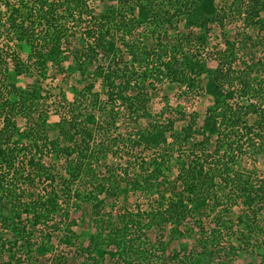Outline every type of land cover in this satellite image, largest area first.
I'll use <instances>...</instances> for the list:
<instances>
[{
    "label": "trees",
    "instance_id": "trees-1",
    "mask_svg": "<svg viewBox=\"0 0 264 264\" xmlns=\"http://www.w3.org/2000/svg\"><path fill=\"white\" fill-rule=\"evenodd\" d=\"M263 14L264 0H0V264H223L241 246L264 264V177L242 172L264 159L260 41L225 37L216 65L205 47L210 24L233 15L259 31ZM50 69L85 82L54 122ZM166 81L211 97L201 125L193 113L177 130L150 111ZM121 116L150 121L105 138ZM125 145L145 152L135 173L108 160ZM137 191L146 203L119 208Z\"/></svg>",
    "mask_w": 264,
    "mask_h": 264
},
{
    "label": "rangeland",
    "instance_id": "rangeland-1",
    "mask_svg": "<svg viewBox=\"0 0 264 264\" xmlns=\"http://www.w3.org/2000/svg\"><path fill=\"white\" fill-rule=\"evenodd\" d=\"M231 0H216V4L218 8H222L223 6L226 7V3H229ZM95 7L97 11L102 10L104 8V4L97 2L95 3ZM264 16V14H263ZM250 33L254 36H256L253 41L249 42L247 46H250V44L253 46V43H256V39L259 42V44L254 45L253 48L256 52L259 53V55L264 58V28L257 31L256 27L254 26H247L245 22L240 20V18L229 15L227 19L223 21V25L220 26L216 23L210 24L206 36H207V43L205 45L206 50H208L212 56L210 59V65H216V61L214 60V52L216 49L219 47L223 46L224 38L226 37L227 39L230 40H238L241 39L242 35H239V33ZM213 53V54H212ZM63 65L66 66L70 62H72V58L68 55L67 57L64 58L63 60ZM54 73V69L49 70L48 78L44 80L43 85H45L44 88L47 87V90L50 91V99L47 100V105L44 106L43 108L46 110H49L48 112V120L49 121H57L59 120V117H57V113L60 111H63L65 117L69 116L68 110L69 105L64 104L61 102V99L63 100V95L65 96V101H72L74 99V90L73 88L75 87V84L79 87L78 89L82 88V86L85 84V82H79L77 79L79 77V74L77 72H74L72 74V77L67 78L66 80H61L62 74ZM99 80H95V90H99ZM182 91H184V86L178 84V83H172V82H164L161 85L157 86V89L152 91L150 94V102H149V108L150 111L154 114H161L159 119L164 120V118H168L170 116H173L175 119L174 127L175 129L179 130L180 127H182L184 124L187 123L188 115L195 113V117L197 120V124L201 125L205 116V112L209 105L212 103V99L209 95L205 94L204 92H190V93H185L182 94ZM186 92V91H185ZM63 94V95H62ZM103 97V96H102ZM49 98V97H47ZM64 101V100H63ZM66 103V102H65ZM64 107V109H63ZM181 113H184L186 117L184 118ZM182 116L184 119H182ZM97 119L100 121L103 120L104 114L102 112H98L96 114ZM106 117V115H105ZM127 117L121 116L119 118V121L116 124V128H113L109 130L108 134H104V137L108 139V136L111 137L112 135H116L118 131L122 132H129L132 129L135 130V128H144L147 126L148 122L150 121L149 118L143 117L140 118L137 122L138 125L136 127H133L131 124L130 120L126 119ZM108 120V117H106ZM252 120V116H250V121ZM100 123V122H99ZM103 123V121H102ZM55 135L54 132L50 133V136L52 137ZM100 138V134H98L97 139ZM109 141V140H107ZM110 145L115 146V144L112 143V140H110ZM123 148L120 150L121 154L125 153L123 156H117L113 158H109L108 160L111 161H116V163H120L117 168L120 171L123 169V167H128L126 166L127 162L129 164V167L132 165H136L134 168L135 170L132 173H135L137 171V168L142 162V158L144 157L143 151H141V147H134V148H129L128 150L126 149V145L122 146ZM131 147V146H130ZM132 154V156L130 155ZM102 163V162H101ZM128 167V168H129ZM248 172H246L247 170ZM131 168H129V172H131ZM118 172V173H120ZM242 172L245 175L250 176L252 180H260L264 177V159L262 157H258L256 160H252L251 164L248 165V167H243ZM168 175L170 178H174L176 175V170L172 168L171 171H167ZM131 193V192H130ZM128 194V198H119L117 201V205L119 208L123 207H129V209H132L133 212L136 211L138 208L137 206L142 204L143 202L146 203V199L149 197L147 192L142 193V192H135ZM257 209H259L260 213L259 216L263 215L264 216V208H259L262 206H259V202L254 204ZM109 206L105 207L104 209L109 210ZM234 210L239 211V208H233ZM89 209L87 210V216L86 219H90L88 215ZM72 218H76L79 223L74 226L72 229H75L77 232H80L79 230L86 228V223L80 220V212H72L70 215ZM191 225L190 223L188 226ZM238 227V226H235ZM185 229V228H183ZM187 230V229H185ZM159 231V230H158ZM163 239H166V234L168 232L167 227L163 228ZM187 233V231H185ZM188 236L184 235V239H186ZM256 236H252L250 241L254 242L257 239L255 238ZM83 238V237H82ZM231 240L230 236L226 235V243L222 244V247H227V243ZM224 241V239H223ZM260 239L257 241L259 242ZM176 242H173L172 244L169 245L168 247V253L170 254L171 248L176 247ZM233 245H237L236 242ZM174 246V247H173ZM256 256L252 254L248 249H243L242 246L240 248H237L235 252L231 253L229 255V259H224L222 260L223 264H250L251 262H254L256 260Z\"/></svg>",
    "mask_w": 264,
    "mask_h": 264
}]
</instances>
